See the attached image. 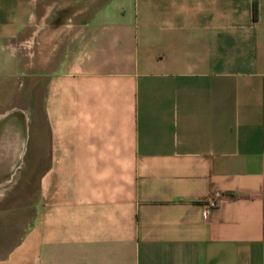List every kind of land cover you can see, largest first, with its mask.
I'll list each match as a JSON object with an SVG mask.
<instances>
[{
    "label": "crops",
    "instance_id": "0c3cea01",
    "mask_svg": "<svg viewBox=\"0 0 264 264\" xmlns=\"http://www.w3.org/2000/svg\"><path fill=\"white\" fill-rule=\"evenodd\" d=\"M30 172L0 264H264V0H0V197Z\"/></svg>",
    "mask_w": 264,
    "mask_h": 264
},
{
    "label": "rangeland",
    "instance_id": "374dc122",
    "mask_svg": "<svg viewBox=\"0 0 264 264\" xmlns=\"http://www.w3.org/2000/svg\"><path fill=\"white\" fill-rule=\"evenodd\" d=\"M34 177V172H30L24 185L0 197V257L20 241L34 221Z\"/></svg>",
    "mask_w": 264,
    "mask_h": 264
},
{
    "label": "built area",
    "instance_id": "2783aa9c",
    "mask_svg": "<svg viewBox=\"0 0 264 264\" xmlns=\"http://www.w3.org/2000/svg\"><path fill=\"white\" fill-rule=\"evenodd\" d=\"M220 203V195L217 194V198L215 199H212V200H209L207 203H206V207H205V215L207 216V213H208V210L214 208V207H217Z\"/></svg>",
    "mask_w": 264,
    "mask_h": 264
}]
</instances>
